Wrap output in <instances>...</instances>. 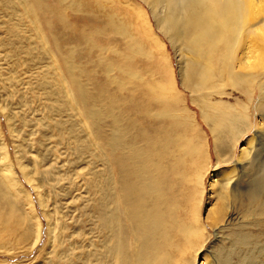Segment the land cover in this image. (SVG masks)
Instances as JSON below:
<instances>
[{"label": "rangeland", "instance_id": "obj_1", "mask_svg": "<svg viewBox=\"0 0 264 264\" xmlns=\"http://www.w3.org/2000/svg\"><path fill=\"white\" fill-rule=\"evenodd\" d=\"M171 9L0 0V264H264L230 197L264 195V69L191 87Z\"/></svg>", "mask_w": 264, "mask_h": 264}, {"label": "bare ground", "instance_id": "obj_2", "mask_svg": "<svg viewBox=\"0 0 264 264\" xmlns=\"http://www.w3.org/2000/svg\"><path fill=\"white\" fill-rule=\"evenodd\" d=\"M262 3L264 0H170L171 10L180 12L178 19H172V28L175 32L184 28L194 58L186 78L187 84H202L216 71L219 74L222 71L232 72L235 68L246 70L245 72L253 68L264 69V6L260 11L255 9ZM259 103L258 107L261 106L264 111V98H261ZM157 182L158 180L154 179L140 187V200L135 203L133 213L141 206L140 201L144 195L146 197L147 194L155 193ZM258 193L242 198L232 193L230 197L232 200H239L244 216L250 215L256 225H264V195ZM227 198V195L220 198L222 205L225 206ZM154 200L153 208L157 213L159 197ZM222 210L223 207L220 211ZM148 216H144L143 226L148 231H154L159 222L157 218L150 221ZM245 232L241 229L232 233L238 246L252 242L253 235Z\"/></svg>", "mask_w": 264, "mask_h": 264}]
</instances>
